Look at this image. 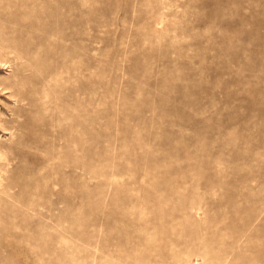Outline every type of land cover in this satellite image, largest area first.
Masks as SVG:
<instances>
[{"label": "rangeland", "instance_id": "1", "mask_svg": "<svg viewBox=\"0 0 264 264\" xmlns=\"http://www.w3.org/2000/svg\"><path fill=\"white\" fill-rule=\"evenodd\" d=\"M0 264H264V0H0Z\"/></svg>", "mask_w": 264, "mask_h": 264}, {"label": "bare ground", "instance_id": "2", "mask_svg": "<svg viewBox=\"0 0 264 264\" xmlns=\"http://www.w3.org/2000/svg\"><path fill=\"white\" fill-rule=\"evenodd\" d=\"M72 122V121H71ZM78 139V138H77ZM11 175V174H10ZM6 188H8V187H6ZM7 192V191H6ZM12 197V196H11Z\"/></svg>", "mask_w": 264, "mask_h": 264}]
</instances>
